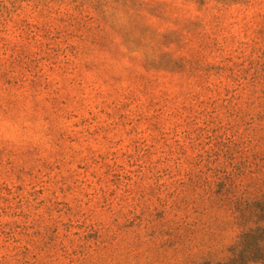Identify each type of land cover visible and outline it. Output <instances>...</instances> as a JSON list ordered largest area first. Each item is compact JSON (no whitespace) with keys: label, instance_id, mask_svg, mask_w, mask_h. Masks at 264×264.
Listing matches in <instances>:
<instances>
[{"label":"rangeland","instance_id":"obj_1","mask_svg":"<svg viewBox=\"0 0 264 264\" xmlns=\"http://www.w3.org/2000/svg\"><path fill=\"white\" fill-rule=\"evenodd\" d=\"M264 193V0H0V264H214Z\"/></svg>","mask_w":264,"mask_h":264},{"label":"trees","instance_id":"obj_2","mask_svg":"<svg viewBox=\"0 0 264 264\" xmlns=\"http://www.w3.org/2000/svg\"><path fill=\"white\" fill-rule=\"evenodd\" d=\"M231 202H234V223L242 231L230 246L228 259L214 264H264V193L235 196Z\"/></svg>","mask_w":264,"mask_h":264}]
</instances>
